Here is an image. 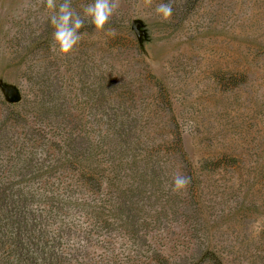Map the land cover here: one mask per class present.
<instances>
[{"label":"rangeland","instance_id":"rangeland-1","mask_svg":"<svg viewBox=\"0 0 264 264\" xmlns=\"http://www.w3.org/2000/svg\"><path fill=\"white\" fill-rule=\"evenodd\" d=\"M48 16L0 0V264H264V0Z\"/></svg>","mask_w":264,"mask_h":264},{"label":"clouds","instance_id":"clouds-1","mask_svg":"<svg viewBox=\"0 0 264 264\" xmlns=\"http://www.w3.org/2000/svg\"><path fill=\"white\" fill-rule=\"evenodd\" d=\"M122 0H93L82 5L83 16L72 6L71 0H46L49 12L48 19L53 28L52 51H58L62 57H70L78 51V46L86 33L85 20H89L97 32H111L107 28L110 21L121 9ZM153 0H144L145 7H151ZM155 14L163 21L170 22L173 15L172 4L159 3L155 6ZM190 178L176 173L173 177V192L186 191Z\"/></svg>","mask_w":264,"mask_h":264}]
</instances>
